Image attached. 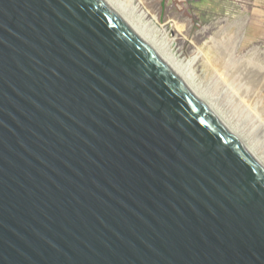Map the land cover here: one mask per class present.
Returning <instances> with one entry per match:
<instances>
[{"label":"water","instance_id":"95a60500","mask_svg":"<svg viewBox=\"0 0 264 264\" xmlns=\"http://www.w3.org/2000/svg\"><path fill=\"white\" fill-rule=\"evenodd\" d=\"M0 264H264V167L103 0H0Z\"/></svg>","mask_w":264,"mask_h":264},{"label":"rangeland","instance_id":"374dc122","mask_svg":"<svg viewBox=\"0 0 264 264\" xmlns=\"http://www.w3.org/2000/svg\"><path fill=\"white\" fill-rule=\"evenodd\" d=\"M111 1L189 67L192 89L264 166V0Z\"/></svg>","mask_w":264,"mask_h":264},{"label":"bare ground","instance_id":"6f19581e","mask_svg":"<svg viewBox=\"0 0 264 264\" xmlns=\"http://www.w3.org/2000/svg\"><path fill=\"white\" fill-rule=\"evenodd\" d=\"M105 4L127 25V27L136 34L144 43H146L155 53L156 55L166 64V66L172 70L184 83V85L190 89L196 95V97L203 102L206 107L216 116V118L228 128V130L238 139L240 142L244 144V141L240 139L236 135V133L228 127V125L222 120V118L218 115L217 112L206 102V100L195 90L192 89L189 82H191L190 78V69L188 66H183L181 63L177 61V59H174L173 57H170L167 50L163 47L162 44L156 43L154 38L148 35H146L144 29L138 28L133 24L130 20H128L125 16L129 9L125 8L121 3L112 2L111 0H103ZM183 29V28H182ZM263 32V31H262ZM244 146L248 149V151L253 155V152L244 144ZM254 156V155H253ZM255 158V156H254ZM256 159V158H255ZM257 160V159H256ZM258 161V160H257ZM259 162V161H258ZM260 163V162H259ZM264 167V166H263Z\"/></svg>","mask_w":264,"mask_h":264}]
</instances>
